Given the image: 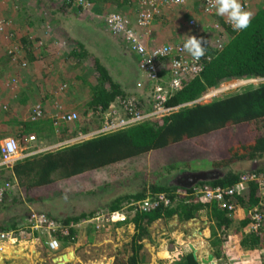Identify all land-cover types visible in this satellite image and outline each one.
<instances>
[{"label": "trees", "instance_id": "1", "mask_svg": "<svg viewBox=\"0 0 264 264\" xmlns=\"http://www.w3.org/2000/svg\"><path fill=\"white\" fill-rule=\"evenodd\" d=\"M38 1L45 7L49 8L48 3L52 6L49 8V13L47 12L46 16L41 18V20L44 22H52L53 20L57 27L63 28L62 32L69 42H73L77 46L69 50L68 56L78 62L92 57L95 60L97 73H95L93 82L87 85L90 86L92 95L90 98H86V101L82 102L78 107L77 111L84 110V112L82 117L80 116L71 125L75 130L72 135L90 133L101 126V121L100 119L96 121L95 118L97 117L94 114H89L88 109L95 110L94 112L96 114L100 108L103 110L107 109L113 101L118 99L117 97L124 98L127 93L123 88H134L135 82L138 80V78L135 79V73L137 70H140L139 65L137 67V62L135 64L134 61L127 59L125 55L127 52L123 54L118 53L119 56H117L119 58H116L118 62L109 66L113 70L111 73L110 69L101 62L99 57H95L93 55L94 53L91 54L85 50L86 45L81 40H78V38L72 37V33L64 28L66 25H62L65 20H69L70 23L68 24H71L74 19L77 23L79 21H85L90 25L92 22L89 17L81 18L68 0H63V4L59 5L52 0ZM91 1L95 5L98 2L108 0ZM253 1L251 2V7L246 9V11L252 13V20L249 27L243 31L236 32L232 27L224 26V29L227 30V41L224 48L215 52V58L207 63L200 77H195L184 82L183 89L169 99L168 106H181L177 112L160 121L143 122L131 128L74 143L58 151L55 150L25 156L15 162L9 175H5L4 170L6 169H2L0 171V181L9 182L14 178V180L18 181V189L20 190H16L15 192L11 191L8 194L9 196L7 195L0 202V231L7 229L4 226L5 219L6 223H8L9 219L21 218L22 214L27 215V208L24 207L26 201H33L31 203L34 206L37 203L39 204L41 197L38 191H41L43 187L48 188L54 181L68 179L127 160L134 162V159L146 153L165 150L184 142H188L192 146L190 151H181L178 154L174 152L172 154L166 153L161 157L158 156V159L153 162L150 169L153 173L165 169L158 176H151L148 175V172L143 171L137 173L136 169L131 167L129 170L136 172L133 176L126 177V180L112 183L110 188L108 185L104 194L110 199V202L106 204L109 210L115 211L129 200L145 197L148 192H166L176 203L180 192L179 187L171 183L165 184L160 181L158 183L154 181L161 177L167 178V176H172V173L178 170V162L188 165L192 161H208L212 163L213 167H221L224 169L226 172L221 178L212 181H199L197 183L212 186L234 185L238 182L242 174L264 170V82L259 83L255 87H249L210 102L188 105V103L202 96L209 88L217 86L222 81L243 78H264V0H261L257 6ZM126 3L127 1L125 0ZM197 6L200 8L199 1ZM197 10L201 14V9ZM58 12L65 15H62V18L53 16ZM29 23L30 25L35 24L34 21H30ZM80 30L83 31V29ZM199 37L207 43V50L212 51L216 48L213 43L214 35L209 25L205 30L204 27L201 29ZM39 38L41 37L36 36L33 41H38ZM114 38L124 47L119 38ZM24 44L27 58L30 61L29 63H42V66L45 68V58H40L31 43L28 44L24 40ZM92 48L95 50L94 46ZM137 60L139 62L138 57ZM123 72L128 74V77L123 78L121 82L125 87L115 80V76L117 75L118 77ZM162 76L168 77L167 72H163ZM72 93L73 95L69 96V98L67 97L68 99L66 98L65 103L67 104V101L80 103L78 102L79 94L77 92ZM32 95L26 96L23 102L26 104L28 98ZM47 98L49 96L45 97V99ZM57 108L59 109H57V112L64 111L63 107L59 104H57ZM46 114L36 120H32L30 117V119L22 121L20 123L22 128L16 133V137L23 139L27 134L32 132L43 135L47 133L49 136H54L55 129L60 126L65 127L63 133L66 135L67 133L70 134V124L63 123L55 126L54 118L56 114L48 115V112ZM241 124L243 125L242 128H247V132L260 135L251 144L242 146L245 149L244 153L232 155L229 150L230 148L225 149L223 145L219 146L218 144L212 148L207 145L208 137L214 136L218 132L223 133V140L226 138L229 140L233 139L235 136L233 133L235 127ZM246 125L247 127H244ZM62 138L64 139V137ZM231 142L232 140L229 141V144ZM237 165L239 166L237 167ZM132 186H136L133 187L135 189L140 187L142 192L126 194ZM54 191L58 193L57 195H68L71 192L66 189H54ZM181 191L185 190L183 189ZM260 198L261 195L258 186L252 183L249 190L236 197V205L247 210L248 214L249 210L258 205ZM202 208L208 210L209 206L192 201L191 199L185 202L177 201L176 205L170 208L158 207L152 212H149L148 214L151 215L149 221L166 215L170 210H175L182 217H189L190 214H193L192 211H198ZM211 209L213 210L212 215L218 227L222 228L224 225L227 227L232 225V219L227 210L220 209L218 204H213ZM17 210L21 212L20 215L16 214L20 213ZM41 213L46 214L49 218H55L49 212ZM95 213H83L81 216H71L63 221L64 224L79 222L81 219L92 217ZM144 219V214L137 215L135 223L141 226L140 223ZM249 223L250 218L247 215L241 222V225L245 227ZM141 229L142 233H139V238H142L146 233L143 227ZM242 244L243 246L262 249L264 248V236L247 233ZM184 260L187 264H197L191 253L187 254ZM128 264H137L135 258L132 257L128 261Z\"/></svg>", "mask_w": 264, "mask_h": 264}, {"label": "crops", "instance_id": "2", "mask_svg": "<svg viewBox=\"0 0 264 264\" xmlns=\"http://www.w3.org/2000/svg\"><path fill=\"white\" fill-rule=\"evenodd\" d=\"M30 1H31L30 5L35 6L34 0H30ZM126 1H127L126 4L128 3L135 4L136 2V0H132V1L126 0ZM140 1L141 0H138V3H140ZM192 1L193 0L189 2L190 5L192 6L188 4L189 7L187 8V12L182 13L183 17L180 14H178L179 11L182 9H176L174 11L171 10L166 11V14L164 15V19H159V20L156 19L150 26L151 27L149 32L150 34L148 35L149 42L153 43V40L151 39V37L153 38L152 35L158 36L159 41H161V43L180 42L188 38V36L193 35L194 32H192L191 30L188 31L189 27L186 25L188 24V20L191 17H194L195 14H197L198 16L200 15L197 9H201V7L198 8L197 6L198 0H195L194 4H193L194 1L193 2ZM2 2L3 0H0V9ZM37 2L39 1L37 0ZM39 3L41 4V2ZM96 4L93 6L91 10L80 9L81 11L80 15H84V16H80V15L79 16L81 18L89 17L91 19V22L93 23L96 22L97 19L96 14H100V13L104 14L108 11H112L113 9L115 10L114 7L115 5H117L118 7L120 6L121 8L127 6L125 4V0H108V1H102L100 3L98 2ZM125 8H128V13H129L128 16L132 18L134 22H136L135 19L138 15L136 10L134 9L131 11L130 7H125ZM175 11H178V13ZM5 18L7 20L2 18V15L0 14V21L6 22V24H4L5 29L0 34L1 36L5 32L4 33L5 35H2L0 37V105L1 106L3 105V108L5 110H8L9 108L10 112H4L0 108V136H1L0 142L4 138H7L8 136L9 137H14V135L16 136V133L22 128L20 123L22 121H26L30 119L32 105L35 103V101H32L31 103L28 102H30L32 98L37 99V97L39 96L37 93L36 94L33 93V95L28 98L26 104L23 102L26 96L32 94V92L29 93V89L30 87L32 88L31 85L33 83L31 80L32 77L29 76L28 78L27 76L20 75L19 72L14 76L13 73L17 72V70H13V68L15 67L20 69L26 68L28 65H30L29 63L30 61L27 58V54H26L27 52L23 54L21 52L20 53L16 52L18 50L20 51L22 49L24 50L23 48L24 42L23 43L21 42V45H18L16 41L7 42L4 40L6 34L7 33L10 34L11 32V30L8 29L11 26L7 24V22H9L8 20H10L9 16L7 15ZM12 20H15L18 22V24H21V26L20 25L17 26V27H21L20 29L22 30L20 32L21 34L23 32L25 34L34 33L33 31L36 25L35 24L30 25L29 23L30 21L35 22L34 18H31L30 16L24 14L23 16L18 14L17 16H13ZM22 21H25V25L22 23ZM163 21L166 22L167 25L163 24ZM160 23L163 25L159 26ZM183 23H186L185 27H186V31L188 32L186 31L184 32L185 28ZM15 24L16 23H14V25ZM165 28H167L168 30L167 34L163 32V29ZM154 31H156L155 34ZM34 34H35L34 37L38 36L37 33ZM33 47L35 48L34 45ZM35 49L39 54L40 58L43 57L46 59V57L40 53L38 48ZM11 50L13 52L11 54H8V51ZM125 55L127 59L132 60L129 56H127L128 53ZM84 61H86V59L83 60L82 62H78V61L75 62L78 63V65L80 64L84 65ZM34 63L36 62H33V64ZM134 63L136 64V62ZM137 67H138V61H137ZM63 75L64 74L61 72H58L56 74L52 72L51 73L52 82H54L55 84H56L55 81L61 82V78H62L61 76ZM14 78L18 79L16 80L17 86H12V85L9 86V84H12ZM43 79L44 82H48V77L46 75H44ZM139 81L147 82L145 76H143L142 74V78L141 77L138 78V80L135 82L134 88L131 89L123 88V89L124 91H126L127 96L135 95L137 98H139V100L145 103L147 109H150V103L148 102L146 90L142 88L139 89L137 87V83ZM55 84H53L54 86L51 89L50 87L43 88L42 93L44 99L46 96L47 97L51 96L50 92L55 87ZM135 88L138 89L139 91L135 90L134 91L135 93L131 94L133 93L132 90ZM128 90H131L132 92L130 93V91ZM117 98L119 99V97ZM118 99H116L115 102L118 101ZM67 104H69L67 107L70 108L76 106V103H71L70 101H67ZM47 111L49 115L50 114L49 110L47 109ZM19 112L21 115L19 114ZM64 129H65L64 126L63 127L60 126L59 128L55 129L54 136H49L47 133L46 135L45 134L43 135L32 132L27 134L23 139L20 137L19 142L23 147L28 148L24 150V153L28 154L29 152H31L29 151L30 149L35 150L36 147L38 146L40 147L42 146L45 149H51V147L56 144L65 142L67 139L74 140L80 135V134L72 135L73 132L75 131L74 127H72L69 129L70 134L67 133V135L65 136V133L62 132L64 131ZM7 132L10 133L11 135L6 134ZM31 135H35L38 138L37 141L26 143L25 138ZM62 137H64V139ZM85 140H89V139H85ZM85 140H79L77 142H82ZM184 143H186V145L182 147L181 151H185V152L190 151V149H192V146L188 145L189 143L187 144V142ZM72 144L73 143H71L70 145ZM67 146L61 145V147H58L57 149L38 152V154L46 153L49 151H55V150L58 151ZM156 151L150 152V154H153ZM35 154H37V152ZM31 155L34 154H29L27 156H31ZM147 155L148 153L140 156L139 158L146 156L145 160L147 161L148 164L147 166L149 167V169H151V166L154 161L152 162L151 160H149ZM150 158L155 159L157 157L150 155ZM134 162H136V160ZM190 163L187 166H189ZM119 164H121V162L113 164L112 166L96 169L94 171L92 170L68 179H62V180L59 179L58 181H54V183L50 185L48 188L43 187L41 191L40 190L38 191L41 197L39 204L37 203V205L34 206L32 205L33 203H31L33 201H29V202L26 201V203L24 204V207L27 208L26 216L22 214L21 218H12L9 220L7 219L8 223H6V219H5L4 226L9 227L12 224L15 225V223L18 220L23 221L28 216V213L31 210L37 212H49L53 217H55L54 219H56L61 223H64L63 220L71 216L78 217L81 216L83 213L90 214V212L91 213L97 212V210L100 209L98 207H102L101 209L109 210L106 204L110 202V199H108V196L104 193L108 188L107 186L110 184L104 186L103 182L107 180V175H108L107 171L110 170L111 167H115L116 165ZM122 166L125 169V165L123 164ZM186 168H183L182 170L178 169L179 171L176 170L174 173H172L173 175L170 177L167 176V178L161 177L159 179H155L154 182L158 183L160 181L165 184L171 183L176 185L174 181L176 177L182 175L185 172H193L192 170H188ZM212 169H216V168L215 167L213 168L212 165V167L208 170H212ZM218 169L222 170L225 175L226 171L224 169L220 167ZM195 171L198 172V171H206V170H195ZM9 174L10 173H6V175ZM117 174H120V171H118ZM91 175H94L93 177L96 180V182L95 181L94 182L97 185V188H95L96 187L95 186L94 188L89 190L88 185L90 186L94 183L91 182L90 184L89 182L90 180L88 177H90ZM122 177L119 176V179H121ZM67 181L73 182L75 191L79 190L83 192V190H86L88 194L91 193L90 195L92 198L91 197L90 198L93 205H89V207L88 206L85 207L84 201H82L80 198L74 200L68 199L67 201L61 198L60 194L57 195L58 193L54 191V189L56 190L63 189V185L66 184ZM208 181H212V180H208ZM9 182L11 183L12 186H14L13 189L14 192L16 190H20L18 189L19 183L17 180H14L13 178V180L11 179ZM176 186L179 187L180 191L183 189L184 190L191 189V188L183 187L179 184ZM133 187L136 186H132V188H130V190L127 191L126 194H135L142 192V189H140V187H137L136 189ZM176 200L181 202L187 201L182 196H178ZM172 201H173V206H175L177 201L176 203L174 202V200ZM97 204H100L101 206L95 207ZM212 205H208L209 206L208 210L202 208L198 211H194V212L192 211L193 214L192 215L190 214L189 217H182L175 210H170L167 212L166 215L158 217L153 221H149L151 215L146 213L144 214L145 219L140 223L141 226L135 223L137 215L140 214H131L129 215L128 219L125 222H110L105 229H100V230L96 229L94 226H87L82 222L84 219H81L79 222H74V225L70 227L69 233L67 235H63L61 233H56V232L53 233L52 235H49L46 232L42 234L35 231L33 233H29L23 236L17 244H9L6 247H4L3 248L4 253H1L0 251V264H128V261L132 257L135 258L137 264H187L184 258L185 256H187V254L189 253L192 254L189 248L190 242H195L198 245L200 256H204L210 252H213L221 262H227L229 264H264L263 262L264 248L262 249L261 248L259 249L257 247L253 248L250 246H243L242 244L245 235L249 233L248 231L249 224L246 225L245 227L241 225V222L248 215L247 210H245L244 208H240L238 212H236L235 214H231L232 216L229 215L230 218L232 219V223H231L232 225H229V227L224 225L222 228H220L216 225V221L212 215L213 213V210L211 209ZM96 208L98 209L96 210ZM17 211L20 212L19 210ZM16 214L20 215L21 212ZM142 227L144 228V231L146 233L144 232L145 235L142 238H139V233H142V229H141ZM261 236H264V234ZM53 238L58 240L59 244L57 248H52L49 244V242Z\"/></svg>", "mask_w": 264, "mask_h": 264}, {"label": "built area", "instance_id": "3", "mask_svg": "<svg viewBox=\"0 0 264 264\" xmlns=\"http://www.w3.org/2000/svg\"><path fill=\"white\" fill-rule=\"evenodd\" d=\"M201 7V14L195 15L188 20L187 26L192 30L193 35L197 38L203 28L200 20H209L208 24L214 35V48L212 51L207 50L206 55L199 61L194 60L186 51L183 50V42L152 44L148 40L150 34V26L152 23L164 16L166 11H174L177 8L188 7L191 0H141L139 3L138 15L132 20L127 15H123L117 11H108L100 14L99 17L105 23L106 29L111 34L121 40L127 51L138 57L139 69L147 82L139 81L138 88L146 90L150 109H147L145 103L139 100L135 95L119 98L118 101L112 102L107 109H99L98 112L91 111L101 121V126L90 133L80 134L74 140H66L61 145L67 146L79 140L91 139L100 135H106L119 130L131 128L147 121L162 120L173 113L177 112L180 105L168 106L169 99L177 92L183 89L184 82L200 77L205 66L215 58V52L220 51L226 44L227 35L224 34V26L231 25L226 19L215 14L212 8L213 0H198ZM75 4L78 9L91 10L94 3L91 0H68ZM242 7L246 10L249 8L250 0H241ZM4 22H0V32L4 30ZM164 48L171 51L168 55H157ZM12 52V51H10ZM167 72L168 77H163L162 73ZM260 79V78H259ZM236 80L222 81L215 87L209 88L202 96L188 105L199 103L208 96L218 93L220 90L229 87ZM238 82V80L236 81ZM65 87V86H63ZM187 105V104H185ZM45 108L41 104H34L31 109V119L36 120L46 114ZM54 125L71 124L79 119L76 111L57 112L54 118ZM26 143L36 141V136L31 135L25 138ZM28 149L21 145L15 137L4 138L0 142V171L2 169L11 170L18 159L29 154L43 152L47 149L36 147L35 150L30 149L28 154L24 150ZM54 150V149H53ZM34 151V152H33ZM252 183L258 186L261 198L258 205L249 210L248 216L250 223L248 231L251 234H264V170L259 172L244 173L240 176L237 183L230 186H212L209 184H195L191 189L180 191L179 196L186 200L191 199L206 205L218 204L220 209L227 210L229 215L238 212L240 207L236 205V197L249 190ZM10 182L0 183V202L7 197L13 190ZM173 206L171 197L165 192L148 194L141 199L131 200L123 204V206L115 211L106 210L97 211L92 217L84 219L82 222L87 226H94L96 229H105L110 222H125L131 214H145L152 212L158 207L170 208ZM74 222L69 224L61 223L55 219L49 218L46 214L31 210L23 221H17L5 230L0 231V251L9 244H17L19 240L33 232L61 233L67 235L70 227ZM52 248H57L58 240L53 238L49 242Z\"/></svg>", "mask_w": 264, "mask_h": 264}, {"label": "rangeland", "instance_id": "4", "mask_svg": "<svg viewBox=\"0 0 264 264\" xmlns=\"http://www.w3.org/2000/svg\"><path fill=\"white\" fill-rule=\"evenodd\" d=\"M52 1H54L58 5L63 4V0H52ZM193 1L192 2L194 4L195 0H193ZM260 1L261 0H254L253 3H255V5L257 6V4L260 3ZM34 3H35V6L30 5L31 4L30 0H3L2 4H1L0 14L2 15V18H4V19H6L5 17L7 15L9 16L10 20H8L9 22H7V24H9V26H11L10 28H8L11 30L10 34L7 33L6 36L4 37V40L7 42L16 41L18 43V45H21V42L23 43L25 40V41H27L28 44L31 43L32 45L35 46V48H38L40 53L46 57V59H44L45 60L44 62L46 64L45 68L42 66V63H37V62L34 64L31 63L26 68H21V69L17 68V67L13 68V70H17V72H14L13 75L15 76V74H17L19 72L20 75L27 76L28 78H29V76L32 77L31 80L33 83L31 85L32 88L30 87V89H29V93L30 92H32V94L37 93L39 96L37 97V99L32 98L30 100V102H28V103H31L32 101H35V103H34L35 105L40 103L45 108L46 112H48L47 109L49 110V113H50L49 115L57 114L56 113L57 109H58L57 104H59L60 106L63 107L64 111H67V112L76 111L79 114V117L80 116L82 117L84 110H79V111H77V110H78V107L82 104V102H85L86 98H90L92 95V91L89 88L90 86H87V85L89 83L93 82L92 80L95 78V75H96L95 73H97V71L95 69V60L90 55V57H92V58L86 59V61H84V65H82V64L78 65V63H76L74 61V59H71L68 56V52H69V50H72L74 47H77V46L73 42H69V40L64 36V33L62 32L63 28L57 27L52 19H51L52 22L51 21L44 22L43 20H41V18L46 16L47 12L49 13V8L52 7L51 4L47 2L48 6H49V8H48V7L41 5L39 2H37V0H34ZM126 5L127 6H124V8H121L120 6L118 7L117 5H115L114 6L115 10L113 9L112 11H117V12L122 13L123 15L128 16V14H129L128 8H125V7H130L131 11L135 9L136 12L138 13L139 8H140L138 0H136L135 4L128 3ZM189 5H188V7H189ZM14 6H15V8H14ZM72 6H74V8L76 10L77 6L75 4H72ZM190 6H192V5H190ZM188 7L177 8V9H182V10H180V11L178 10L179 13H178V11H175V12H177L178 14H180L183 17L182 13H186ZM250 7H251V3H250L249 8ZM73 11H71V12L73 13ZM76 13L80 15L78 10H76ZM18 14H20L22 16H23V14L28 15V16H31V18L35 19V22H36L35 25L36 26H35L33 32L37 33L38 36H41V38H39L38 41H33L36 38V37H34L35 36L34 33H28V34H25L24 32L22 34L20 33L22 31V30H20L21 27H17V26L18 25L21 26V24H18V22L15 20H12L13 16H17ZM100 14H102V13H100ZM100 14H96V17H97L96 20L97 21L91 23L90 25H88L85 21H79L77 23V21L75 19L72 21L71 24H68V23H70L69 20H65L64 24H62V25H66V27H64V28H66L67 30H69L72 33V37L78 38V40H81L86 45L85 50H87L91 54L94 53L93 55L95 57L96 56L99 57L102 60V62H104V64L110 69L111 73L113 72V70L109 66L118 62L116 60V58L117 59L119 58L118 53L123 54L124 52H127L128 53L127 56H129L134 62H137L138 61L137 57L135 55H133L131 52L127 51L126 48H124L114 38V36L110 32H108V30L106 31L105 23L102 19H100L101 17H99ZM62 15H65V14L58 12V13H55V15H53V16H55L57 18H62L61 17ZM80 16H84V15H80ZM159 19H164V16L158 18V20ZM200 22H201L202 26L204 27V30L206 27L208 28L209 20L203 19V20H200ZM14 23H16V24L14 25ZM22 23L25 25V21H22ZM163 24L167 25V23L164 21H163ZM163 24L160 23L159 26H162ZM183 24H184V28H185L184 32H185L186 31V27H185L186 23H183ZM62 25H60V26H62ZM78 28L83 29V31L78 29ZM189 30H191V29L188 28V31ZM188 31H186V32H188ZM163 32L165 34H167L168 33L167 28L163 29ZM4 33L2 35H5ZM155 33H156V31H154V34ZM224 34L227 35L226 29L224 30ZM152 36H153V38L151 37V39L153 40L152 44H161V41H159L158 36H156V35H152ZM167 43H175V42H167ZM93 46L95 47V50L92 48ZM16 52L17 53L21 52L23 54L26 52V49H24V50L22 49L21 51L18 50ZM52 72H54L55 74L58 72H61L64 74L63 76H61L62 77L61 82L55 81L56 84L54 82H52V80H51V73ZM44 75H46L48 77V82H44V79H43ZM126 77H128V74L123 72L118 77L116 75L115 80L117 82L121 83L122 79L126 78ZM139 77L142 78L141 70H137L135 73V79H137ZM16 80H18V79L14 78L12 84H9V86H11V85L17 86ZM56 80H57V78H56ZM235 80L236 81L238 80V82L234 81L233 84H231V83L229 84L228 88L220 90L218 93L213 94L211 96H208L204 99H200L201 101L199 103L210 102V101L215 100L217 98H221V97H225V96L230 95V94H234V93L241 91L243 89H246L249 87H255L259 83L264 82V78H260V79L259 78H243V79H235ZM18 83H19V81H18ZM53 84H55V87L50 92L51 96H49V98H47V99H44L43 93H42L43 88H49L50 87V89H51L54 86ZM121 85H122V83H121ZM63 86H65V87H63ZM135 90L139 91L136 88L132 90L133 93H131L132 92L131 90H128V91H130L131 94H134ZM72 92H77L79 94V101L78 102H80V103H76L75 107L70 108V107L66 106L65 100H66V96L69 98V96L73 95ZM202 96H200L199 98H202ZM80 98H81V100H80ZM34 104L32 105V107L34 106ZM8 107H9V104H8ZM0 108L4 112H10V109L8 108V110H5L3 108V105L2 106L0 105ZM91 111L94 112L95 110L88 109L89 113ZM19 114H20V112H19ZM97 119L98 118H95L96 121H98ZM71 125H73V123L70 124V128H72ZM242 127H243L242 124L237 125L235 127V130L233 131L235 136L233 139H231L232 142L230 144H229V141H231V140H229L228 138L223 140L222 139L223 133L218 132L214 136L208 137L207 145L210 146L211 148L215 147L218 144H219V146L223 145V146H225V149L230 148L229 150L231 151L230 153L232 155H235V154L238 155L239 153H244L245 149L243 147L245 145L251 144V142H254V140L260 135L249 133V132H247V128H242ZM244 127H247V125ZM6 134L11 135L8 132ZM14 137H16V136L14 135ZM16 138L20 141V138H18V137H16ZM37 139L38 138L36 137V141H37ZM187 144H188V142H187ZM57 145H59V144H56V145L52 146L51 149H47V150L56 149ZM185 145H186V143H182V144L180 143L178 145L171 146L170 148H167L165 150H157L153 154L148 153L147 157L149 160H151L153 162V161H156L158 159V156L161 157L162 155H164L166 153H171V154L173 152L175 154L180 153L182 147H184ZM47 150H45V151H47ZM150 155L156 156L157 158L152 159V158H150ZM145 157L146 156H144L140 159L139 158L135 159L136 162L125 161V162H121V164L116 165L115 167H111V169L108 170L110 172L107 171V173H108L107 180L103 182V185L106 186L107 184H110L109 185V188H110L112 183H116V182H119L120 180L122 181L124 179L126 180V177L133 176L136 172L138 173V172L143 171V172H148V175L157 176L161 171L163 172L165 170V169H161L159 172L153 173L149 169V167L147 166L148 164H147V161L145 160ZM123 164L125 165L126 170L123 168V166H122ZM250 165H251V163H250ZM177 166H178L177 168L179 170H182L183 168H186L185 166H187V165L179 162V163H177ZM238 166L239 165H237V167ZM131 167H134V169H136V172L130 171L129 168H131ZM211 167H212V164L208 161H195V162H191L190 165L187 166L186 169L192 170L193 172H196L195 170H208ZM215 168H219V167H215ZM118 171H120L121 175L117 174ZM125 171H126V173L128 171H130V172L126 174ZM4 172H5L4 173L5 175H6V173H11V171L9 169L4 170ZM93 176L94 175H91L90 177H88L90 180L89 181L90 184H91V182H94V181L96 182V180L94 179ZM119 176L120 177L123 176V177L121 179H119ZM2 182H3V180L0 181V183H2ZM95 182L90 186L88 185L89 190H91L95 186H96L95 188H97V185L95 184ZM13 188H14V186H13ZM63 189L69 190L71 192L68 193V195L60 194L61 198L65 199L67 201H68V199L74 200V199L80 198L82 201H84L85 207L86 206L89 207V205H93V203L91 201V198H92L90 195L91 193L88 194L86 192V190H83V192L79 191V190L75 191V187H74V184L72 181H67V183L63 185ZM76 202H78V201H76ZM94 202H95V200H94ZM97 206H101V205L97 204L95 207H97ZM98 208H100V209H98ZM98 208H96V210L98 209L97 210L98 212L99 211L105 212L107 210V209H101L102 207H98Z\"/></svg>", "mask_w": 264, "mask_h": 264}, {"label": "clouds", "instance_id": "5", "mask_svg": "<svg viewBox=\"0 0 264 264\" xmlns=\"http://www.w3.org/2000/svg\"><path fill=\"white\" fill-rule=\"evenodd\" d=\"M212 8L215 9V14L219 17L225 18L226 22L229 23L232 29L236 32L247 29L251 23L252 13L246 11L242 7L240 0H213ZM76 9L79 11V13H81L80 9ZM1 22H4L6 24L5 21ZM1 33L2 31L0 32V34ZM113 36L116 37L115 35ZM24 47L25 44L23 48ZM182 47L183 50L186 51L196 61H199L202 57H204L207 51V43L203 41L202 38H197L196 36H188V38L183 42ZM170 51L171 49L164 48L161 49L157 53V55H168ZM12 52L8 51V54H11Z\"/></svg>", "mask_w": 264, "mask_h": 264}, {"label": "water", "instance_id": "6", "mask_svg": "<svg viewBox=\"0 0 264 264\" xmlns=\"http://www.w3.org/2000/svg\"><path fill=\"white\" fill-rule=\"evenodd\" d=\"M181 176H185V178L188 177V180L187 181L186 180L180 181L183 178L179 179L178 177H176L174 179L176 185L179 184L183 187L192 188L199 181H208V180L216 179L218 177H222V176H224V172L222 170L216 168V169L206 170V171L185 172ZM190 178H192L191 181H189ZM189 248H190L197 264H229L227 262H221L219 260V258H217L215 256V254L213 252H210L204 256H200L198 245L195 242H190ZM1 253H4V251L1 250Z\"/></svg>", "mask_w": 264, "mask_h": 264}, {"label": "flooded vegetation", "instance_id": "7", "mask_svg": "<svg viewBox=\"0 0 264 264\" xmlns=\"http://www.w3.org/2000/svg\"><path fill=\"white\" fill-rule=\"evenodd\" d=\"M178 178H179V179L183 178V179L180 180V181H184V180L187 181V180H188V177L185 178V176H181V175H179ZM184 178H185V179H184ZM191 180H192V178L189 179V181H191Z\"/></svg>", "mask_w": 264, "mask_h": 264}]
</instances>
